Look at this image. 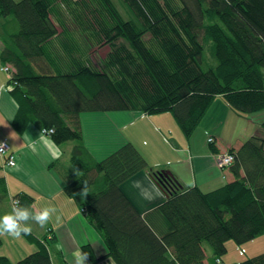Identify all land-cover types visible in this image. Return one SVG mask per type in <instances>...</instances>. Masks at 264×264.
<instances>
[{
	"label": "trees",
	"instance_id": "16d2710c",
	"mask_svg": "<svg viewBox=\"0 0 264 264\" xmlns=\"http://www.w3.org/2000/svg\"><path fill=\"white\" fill-rule=\"evenodd\" d=\"M179 1L181 10L168 0H123L133 14L125 20L107 0H0V18L14 21L0 52V63L12 68L8 88L19 105L12 128L21 135L36 122L56 128L57 146L76 142L64 191L116 264H204V246L212 252L208 264H221L227 242L240 247L264 235L261 137L232 151L234 181L208 193L181 190L168 171H149L130 143L100 161L81 145L83 112L169 111L189 138L217 96L243 115L264 111V0ZM93 32L99 48L109 45L102 58ZM207 40L217 63L209 69L202 59ZM144 171L168 198L141 215L121 185ZM23 237L38 250L15 263L0 257V264H52V234L41 243ZM83 252L92 264L101 260L89 246ZM235 264H264V253Z\"/></svg>",
	"mask_w": 264,
	"mask_h": 264
},
{
	"label": "crops",
	"instance_id": "0c3cea01",
	"mask_svg": "<svg viewBox=\"0 0 264 264\" xmlns=\"http://www.w3.org/2000/svg\"><path fill=\"white\" fill-rule=\"evenodd\" d=\"M107 1L119 14L121 12L125 15L123 0H116L115 3L112 0ZM117 4L120 6L117 7ZM63 29L60 28L64 35L70 33L65 34ZM98 30L95 27L94 31ZM5 39V35L0 33V52ZM91 39L94 49L101 50L94 32ZM62 48L60 43L58 50ZM102 56L99 55L100 58ZM1 66L0 63V85L8 89L10 77L1 70ZM16 111L17 105L10 92H0V125L6 124L0 126V141L7 143L15 162L12 167L6 166L4 158L0 156V216L11 212L13 200L26 202L24 206L33 211L44 207L54 208L55 212L45 227L31 223V234L39 243L48 237L47 230L51 231L50 236L52 234L53 239L48 248L52 264H75L74 254L83 251L84 246L92 248L96 258H101L97 264H116L110 257H104L107 248L101 233L81 213L78 202L64 191L66 176L70 172V152L76 142L59 145L63 153L59 159H52L40 143L37 144V152L31 151L26 146V138L36 139L41 126L36 122L32 123L19 135L12 128ZM169 119L165 114L151 116L132 110L83 112L79 114L81 145L95 161H100L122 144L130 143L147 162L149 171H168L181 190L197 188L202 193H208L234 181L230 168L220 169L217 166L216 155L233 154L232 151L239 150L250 137L264 139V111L250 115L237 113L221 96L215 97L189 138L171 124ZM13 132L14 139L10 137ZM168 132L170 134L165 136ZM210 137L214 140L213 147L207 143ZM144 139L149 141L148 146L142 143ZM212 149L218 154H213ZM149 171H144L121 185L126 198L141 215L158 207L168 198L165 194L163 198L148 201L140 196L139 189L133 187L134 181H141L147 186L146 177L150 176ZM0 238V257H6L11 263L25 258L39 248L36 242L28 241L23 236L18 239L7 235ZM256 239L248 242L251 245L247 246L250 247V256H255L257 252V246H252ZM48 240L50 239L46 241ZM230 242L232 241L226 243L227 254L224 258L234 254L232 248L235 244ZM204 249V264H208L212 252L208 246H204ZM236 251L238 256L242 255L238 249ZM239 259L227 261L228 264H235L240 262ZM220 261L224 264L222 259ZM85 264L92 262L87 259Z\"/></svg>",
	"mask_w": 264,
	"mask_h": 264
},
{
	"label": "clouds",
	"instance_id": "9594fccd",
	"mask_svg": "<svg viewBox=\"0 0 264 264\" xmlns=\"http://www.w3.org/2000/svg\"><path fill=\"white\" fill-rule=\"evenodd\" d=\"M11 91V88L5 89L3 85H0V92ZM19 105H17V108ZM6 126V124L0 125ZM56 132V128L53 126L51 128H44L40 131L39 136L36 139L30 137L26 138V146L33 152H37V144L40 143L44 148L47 149L48 153L52 159H59L63 153L56 143L51 139V136ZM14 132L10 133V137L14 139ZM207 135V133H206ZM209 143H213L212 138L208 140ZM6 145L0 142V153L5 152ZM8 150V149H7ZM233 161L232 156L225 154L222 160V164H230ZM75 174L79 170H74ZM148 183L145 186L141 181H134L133 187L139 189L140 196L148 201L155 200L157 198H163L165 193L158 187L157 183L151 176L146 177ZM85 184V183H84ZM83 197L88 195L87 186L83 188L80 193ZM55 212L54 208L44 207L42 209H37L35 211L31 210L29 207L22 206L19 201H15L11 212L0 216V236H10L12 238H21L22 236L30 235L32 232L31 223L39 225L41 228L45 227L51 220L52 214ZM89 255L83 251H77L74 254L75 264H85Z\"/></svg>",
	"mask_w": 264,
	"mask_h": 264
},
{
	"label": "rangeland",
	"instance_id": "374dc122",
	"mask_svg": "<svg viewBox=\"0 0 264 264\" xmlns=\"http://www.w3.org/2000/svg\"><path fill=\"white\" fill-rule=\"evenodd\" d=\"M113 1V3H115V1L116 0H112ZM169 1V3L171 4V6H172V8L173 9H175V10H181L182 9V6H183V4L179 1V0H168ZM159 2H161L162 3V0H159ZM117 7H119L120 5H116ZM125 11L123 12V13H125V15H122L121 14V12H120V14H121V17L123 18V19H125V20H131V19H133V14H132V11L130 10V8H129V6L125 3ZM128 14H129V16H128ZM205 23H211V22H209V21H207V20H205L204 21ZM14 25V21L12 20V18L11 17H9V18H7V19H5V18H0V33H3L4 35H5V37L7 38V33H9L10 32V30H11V27ZM200 37L202 38V33H201V35H200ZM152 38V35L148 32V33H146L145 35H144V37H143V39L146 41V40H149V39H151ZM211 46H212V42L211 41H209V40H207V41H205L204 42V52H203V57H202V59H203V63H204V67H205V69H209V68H214L216 65H217V63H216V61L211 57ZM100 48H102L101 50H99V54L98 55H106V53H107V50H110L109 49V45L107 46V44H102L101 46H100ZM94 58H97L95 55H94ZM8 68H9V73H7L8 74V76L10 77L11 76V73H12V68L9 66V65H6ZM263 76H264V74H263ZM263 86H264V78H263ZM143 115H147V114H144V113H142ZM160 114H165V116H169V120H171L170 121V123L171 124H174V126H176L178 129H179V127H178V124H177V122H176V120H175V118H174V116L172 115V113H170L169 111H165V112H162V113H160ZM151 116L152 115H154V114H150ZM42 130V129H41ZM170 134V132H168L167 134L165 133V136L166 135H169ZM0 142H5V141H0ZM71 143V142H70ZM143 144H144V146H148V144H149V141L147 140V139H144L143 140V142H142ZM123 145V144H122ZM121 145V146H122ZM120 146V147H121ZM135 148V147H134ZM136 149V148H135ZM9 155H11L10 153H9V151L6 153V155H4V156H2L3 158H4V160H5V165L7 166V164H8V162H9ZM216 159V158H215ZM233 161H234V159H233ZM233 161H232V163H230V164H228V166H226V169H228V168H230L231 166H232V164H233ZM12 205H13V203H12ZM47 235H48V230H47ZM230 243H232V242H230ZM247 246H251L250 245V243H247V244H244V245H242V246H240V247H236L235 245H234V247L232 248L233 249V252H234V254H230L228 257H226L227 259H230V261H234L235 259H239V261H243V260H246V259H248V258H250V257H254V256H250L251 255V252L249 251V248L250 247H247ZM252 246H257V252H256V254H255V256H257V255H260V254H263L264 253V235H262V236H260V237H258L257 239H256V243H254V245H252ZM236 249H238V250H241L242 251V255L241 256H238V252L236 251ZM230 251V250H229ZM246 251H247V253H246ZM227 254V253H226ZM226 254H224L220 259H222V261H223V263L224 264H228L229 262L227 261V259L226 258H224V256L226 255ZM225 260H226V262H225Z\"/></svg>",
	"mask_w": 264,
	"mask_h": 264
},
{
	"label": "built area",
	"instance_id": "2783aa9c",
	"mask_svg": "<svg viewBox=\"0 0 264 264\" xmlns=\"http://www.w3.org/2000/svg\"><path fill=\"white\" fill-rule=\"evenodd\" d=\"M1 70L3 71V72H5V73H9V68L7 67V66H5V65H2L1 66ZM208 140H209V138H208ZM208 140H207V143L208 144H212V143H209L208 142ZM212 140H213V138H212ZM214 141V140H213ZM2 143H4L5 145H6V147H5V152H3V153H0V156L2 157V156H4V155H6V153L9 151V148H8V145H7V143L6 142H2ZM8 149V150H7ZM228 156H232L231 154H227ZM225 157V154H223V155H216L215 156V158H216V163H217V166L220 168V169H226V166H228V164H222V160H223V158ZM233 157V156H232ZM234 159V158H233ZM232 163V162H231ZM8 166H10V167H12V166H14L15 165V162H14V157H13V155L11 154V155H9V162H8V164H7ZM14 202H15V200H13V204H14ZM50 233H51V231L48 229V239L50 238ZM218 262V261H217Z\"/></svg>",
	"mask_w": 264,
	"mask_h": 264
},
{
	"label": "bare ground",
	"instance_id": "6f19581e",
	"mask_svg": "<svg viewBox=\"0 0 264 264\" xmlns=\"http://www.w3.org/2000/svg\"><path fill=\"white\" fill-rule=\"evenodd\" d=\"M239 254H243V253H241V252L239 251Z\"/></svg>",
	"mask_w": 264,
	"mask_h": 264
}]
</instances>
